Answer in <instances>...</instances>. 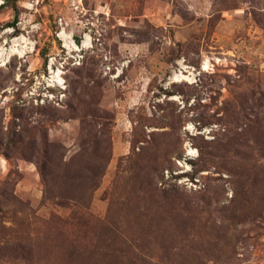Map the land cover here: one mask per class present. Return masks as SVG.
<instances>
[{"label":"rangeland","instance_id":"374dc122","mask_svg":"<svg viewBox=\"0 0 264 264\" xmlns=\"http://www.w3.org/2000/svg\"><path fill=\"white\" fill-rule=\"evenodd\" d=\"M0 0V264H264V0Z\"/></svg>","mask_w":264,"mask_h":264},{"label":"trees","instance_id":"16d2710c","mask_svg":"<svg viewBox=\"0 0 264 264\" xmlns=\"http://www.w3.org/2000/svg\"><path fill=\"white\" fill-rule=\"evenodd\" d=\"M9 1H11V0H8V2H9ZM13 1H14V3H13V5H12V9H13V11H14V19H16V18H17V15H18L17 7H16V5H15L16 0H13Z\"/></svg>","mask_w":264,"mask_h":264}]
</instances>
